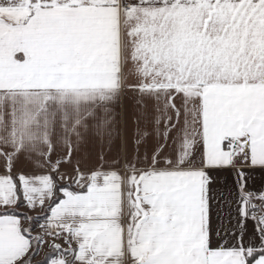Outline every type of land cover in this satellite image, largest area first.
<instances>
[{
  "label": "snow or ice",
  "instance_id": "snow-or-ice-1",
  "mask_svg": "<svg viewBox=\"0 0 264 264\" xmlns=\"http://www.w3.org/2000/svg\"><path fill=\"white\" fill-rule=\"evenodd\" d=\"M0 264H264V0H0Z\"/></svg>",
  "mask_w": 264,
  "mask_h": 264
}]
</instances>
